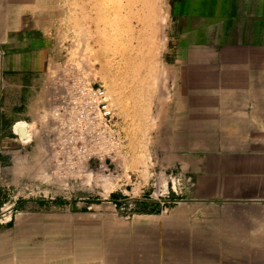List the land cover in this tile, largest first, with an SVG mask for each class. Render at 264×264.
Instances as JSON below:
<instances>
[{
    "label": "rangeland",
    "instance_id": "obj_1",
    "mask_svg": "<svg viewBox=\"0 0 264 264\" xmlns=\"http://www.w3.org/2000/svg\"><path fill=\"white\" fill-rule=\"evenodd\" d=\"M233 3L0 0L17 66L4 102L30 134L0 153V264H241L211 254L217 240L196 236L210 223L194 221L218 193L206 176L227 151L221 108L244 98L228 93V56L254 61L253 83L264 71V16ZM91 87L106 90L109 118Z\"/></svg>",
    "mask_w": 264,
    "mask_h": 264
},
{
    "label": "crops",
    "instance_id": "obj_2",
    "mask_svg": "<svg viewBox=\"0 0 264 264\" xmlns=\"http://www.w3.org/2000/svg\"><path fill=\"white\" fill-rule=\"evenodd\" d=\"M248 3L251 9L246 14L242 7L245 4L244 0H234L233 14L264 16V0H248ZM260 20L264 23V17ZM236 22L241 25L239 29L242 30L244 21L237 18ZM6 41V38L0 40V46L4 47L0 49V153L2 155L12 143H22L17 128H20L18 124L21 123L26 126L22 119L12 118L4 102L3 87L6 86L10 72L17 69V66H11L12 54L10 49H5L10 48L11 44ZM22 51L24 50H19L18 55H15L16 64L17 62L20 65L26 64L29 60L26 57L27 53ZM262 59L264 61V57ZM228 63L237 64L227 73V79H233V86L230 81L227 83V89H232L228 90V93L233 96L243 95L244 98L240 103L227 101L221 108L228 111L227 151L211 153V171L206 179L211 185L212 192L218 193L204 194V197L215 196V200L200 201L205 203L204 209L210 207L211 216L196 215L194 221L209 222L210 230H200L196 232L198 233L196 236L201 234L200 237H206L210 234L211 238L217 240L215 244L217 250L211 254L233 255L236 262L241 264H264V71L259 70L258 82L253 83L251 80L254 79L255 72L251 63L254 61H249L245 56L238 54L233 57L228 56ZM258 67L264 68L263 65ZM239 79H243L241 83ZM230 127H233L232 131ZM205 188L206 186L203 185L202 190L204 191ZM140 202L147 205L152 212L161 207V204L154 200L147 199ZM193 207V212L196 214L202 209L198 206Z\"/></svg>",
    "mask_w": 264,
    "mask_h": 264
},
{
    "label": "built area",
    "instance_id": "obj_3",
    "mask_svg": "<svg viewBox=\"0 0 264 264\" xmlns=\"http://www.w3.org/2000/svg\"><path fill=\"white\" fill-rule=\"evenodd\" d=\"M84 93L89 97L90 106H95L98 112L105 118H109L112 111L107 100L106 90L102 87L89 88Z\"/></svg>",
    "mask_w": 264,
    "mask_h": 264
},
{
    "label": "water",
    "instance_id": "obj_4",
    "mask_svg": "<svg viewBox=\"0 0 264 264\" xmlns=\"http://www.w3.org/2000/svg\"><path fill=\"white\" fill-rule=\"evenodd\" d=\"M18 132L20 134V136L23 138V137H26L27 136V131H26V128L21 126L20 128H18Z\"/></svg>",
    "mask_w": 264,
    "mask_h": 264
},
{
    "label": "bare ground",
    "instance_id": "obj_5",
    "mask_svg": "<svg viewBox=\"0 0 264 264\" xmlns=\"http://www.w3.org/2000/svg\"><path fill=\"white\" fill-rule=\"evenodd\" d=\"M23 125H25L24 123H21V124H18V127H21V126H23ZM24 127V126H23ZM27 128V127H26ZM27 131V130H26ZM29 133H27V135H28ZM30 135V134H29ZM27 138H29V136H27V137H25V139H27Z\"/></svg>",
    "mask_w": 264,
    "mask_h": 264
}]
</instances>
